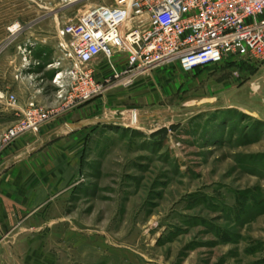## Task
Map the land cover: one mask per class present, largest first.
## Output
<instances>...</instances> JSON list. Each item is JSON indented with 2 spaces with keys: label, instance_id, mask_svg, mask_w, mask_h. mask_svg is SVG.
<instances>
[{
  "label": "rangeland",
  "instance_id": "obj_1",
  "mask_svg": "<svg viewBox=\"0 0 264 264\" xmlns=\"http://www.w3.org/2000/svg\"><path fill=\"white\" fill-rule=\"evenodd\" d=\"M113 4L0 0V84L16 106L26 104L14 77L25 45L58 44L66 23ZM235 60L191 71L170 62L125 73L116 55L92 65L109 81L85 103L111 97L103 122L86 127L84 177L48 211L57 264H264V122L241 112ZM16 119L0 127V150Z\"/></svg>",
  "mask_w": 264,
  "mask_h": 264
},
{
  "label": "built area",
  "instance_id": "obj_2",
  "mask_svg": "<svg viewBox=\"0 0 264 264\" xmlns=\"http://www.w3.org/2000/svg\"><path fill=\"white\" fill-rule=\"evenodd\" d=\"M263 13L264 0H115L91 6L59 32L58 47L70 66L52 79L58 108L73 109L101 94L109 79L96 77L92 65L100 57L124 55L125 73L170 62L183 71L225 59L262 62ZM28 59L23 57L25 67ZM6 102L17 116L3 136L7 143L37 132L57 114V107L34 101L18 107L13 94Z\"/></svg>",
  "mask_w": 264,
  "mask_h": 264
},
{
  "label": "crops",
  "instance_id": "obj_3",
  "mask_svg": "<svg viewBox=\"0 0 264 264\" xmlns=\"http://www.w3.org/2000/svg\"><path fill=\"white\" fill-rule=\"evenodd\" d=\"M25 46L30 54L19 53V57L29 58V64L32 60L38 64L25 67L20 59L14 74L23 83L24 94L20 97L24 103L34 101L44 107L58 104L52 79L57 72L63 74L70 64L63 59L57 43ZM48 55L50 58L45 61ZM119 56L125 59L124 55H116ZM227 66L241 83L235 90L241 95V112L264 122V61L236 59L232 63L227 61ZM95 74L102 78L106 71L96 66ZM32 76L34 80L29 81ZM9 91L10 84L1 82L0 127L15 113L6 105ZM110 97L73 109L63 110L57 105V114L37 132L20 135L0 150V264H57L55 250L47 243V229L57 224V218L52 220L48 211L84 177L82 163L89 139L88 128L69 131L65 124L102 119L100 115L106 112Z\"/></svg>",
  "mask_w": 264,
  "mask_h": 264
},
{
  "label": "water",
  "instance_id": "obj_4",
  "mask_svg": "<svg viewBox=\"0 0 264 264\" xmlns=\"http://www.w3.org/2000/svg\"><path fill=\"white\" fill-rule=\"evenodd\" d=\"M100 121H102V120L101 119H86V120H81V121H77V122L66 123L65 127L69 131H74V130H77L79 128L87 127L93 123H97Z\"/></svg>",
  "mask_w": 264,
  "mask_h": 264
},
{
  "label": "bare ground",
  "instance_id": "obj_5",
  "mask_svg": "<svg viewBox=\"0 0 264 264\" xmlns=\"http://www.w3.org/2000/svg\"><path fill=\"white\" fill-rule=\"evenodd\" d=\"M11 30L14 31L15 30V26L11 27Z\"/></svg>",
  "mask_w": 264,
  "mask_h": 264
}]
</instances>
